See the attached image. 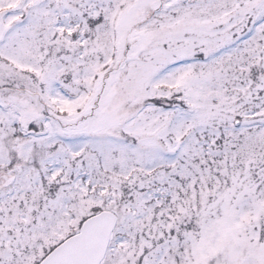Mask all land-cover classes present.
Returning <instances> with one entry per match:
<instances>
[{
    "label": "snow or ice",
    "instance_id": "obj_1",
    "mask_svg": "<svg viewBox=\"0 0 264 264\" xmlns=\"http://www.w3.org/2000/svg\"><path fill=\"white\" fill-rule=\"evenodd\" d=\"M0 264H264V0H0Z\"/></svg>",
    "mask_w": 264,
    "mask_h": 264
}]
</instances>
